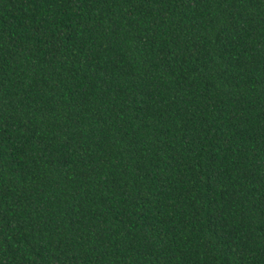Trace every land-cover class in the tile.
I'll list each match as a JSON object with an SVG mask.
<instances>
[{
  "label": "trees",
  "instance_id": "1",
  "mask_svg": "<svg viewBox=\"0 0 264 264\" xmlns=\"http://www.w3.org/2000/svg\"><path fill=\"white\" fill-rule=\"evenodd\" d=\"M0 264H264V0H0Z\"/></svg>",
  "mask_w": 264,
  "mask_h": 264
}]
</instances>
